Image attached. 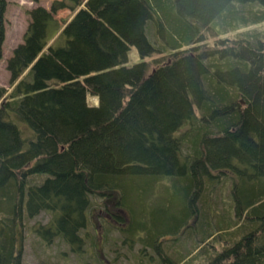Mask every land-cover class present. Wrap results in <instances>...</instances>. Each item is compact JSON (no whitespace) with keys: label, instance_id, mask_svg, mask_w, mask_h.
<instances>
[{"label":"trees","instance_id":"obj_1","mask_svg":"<svg viewBox=\"0 0 264 264\" xmlns=\"http://www.w3.org/2000/svg\"><path fill=\"white\" fill-rule=\"evenodd\" d=\"M26 14L0 87V264H22L40 214L33 235L80 252L95 195L146 264H264V0H53Z\"/></svg>","mask_w":264,"mask_h":264},{"label":"rangeland","instance_id":"obj_2","mask_svg":"<svg viewBox=\"0 0 264 264\" xmlns=\"http://www.w3.org/2000/svg\"><path fill=\"white\" fill-rule=\"evenodd\" d=\"M53 0H7V8L5 11V25H4V40L2 44V55L0 59V87L9 91V73L6 70V59L10 56L12 49L22 42V37L28 23V16L26 10L35 6H43L48 9ZM72 11L70 9H61L54 14L58 25L61 27L70 18ZM137 54L134 49H130L127 53L126 65L130 66L137 61ZM89 104L96 105L97 100L91 95H87ZM23 125V124H22ZM23 137L27 138V134L22 130ZM175 181V180H174ZM224 182V183H221ZM159 182L157 188L161 187ZM167 188L169 181L164 180L163 183ZM223 184V185H222ZM163 185V186H164ZM224 186V190L220 196L211 202V208H215L219 212L223 209L222 196H227L229 192V184L225 183L224 179L218 181L217 188ZM161 189V188H160ZM154 195V194H153ZM115 196V195H114ZM100 196H93L90 199V206L87 212V223L83 228L84 242L80 246V252L71 251L69 245L65 244L59 239L53 240L50 244H44L42 240L33 235L30 227L35 222L44 223L47 220L45 214H40L34 218H28L25 221L24 238L17 243V247L22 249V264H146L137 253V248L140 247L138 243L129 250L121 243V234L110 226L114 224L117 228L121 227V223L117 225V221L113 218L107 219L106 214L116 210L109 204V209L105 210L100 206L102 200ZM163 198L162 192L156 190L153 199L159 200ZM114 204V202H113ZM148 204V207H154ZM118 210V209H117ZM115 212V211H113ZM121 213V211H119ZM105 213V214H104ZM122 214V213H121ZM194 218H188L187 222L193 224ZM111 222L113 224H111ZM196 224V223H194ZM183 232V230H181ZM179 235L182 238V233ZM177 237V236H176ZM172 235L167 233L162 236V239H170ZM186 248L190 247L189 243H185ZM218 250V247L216 248ZM116 256V257H115ZM115 257V259H114Z\"/></svg>","mask_w":264,"mask_h":264},{"label":"flooded vegetation","instance_id":"obj_3","mask_svg":"<svg viewBox=\"0 0 264 264\" xmlns=\"http://www.w3.org/2000/svg\"><path fill=\"white\" fill-rule=\"evenodd\" d=\"M115 212H113L112 213V215H107L106 214V217H107V219H109V218H113L114 217V214L118 217V215H121V213L116 209V210H114ZM114 219L117 221V224H119V221H118V219H116V217H114ZM111 224H113L112 222H111ZM114 225V224H113Z\"/></svg>","mask_w":264,"mask_h":264}]
</instances>
